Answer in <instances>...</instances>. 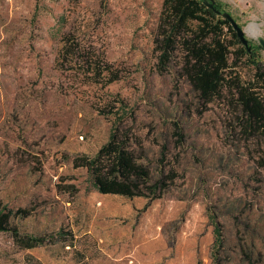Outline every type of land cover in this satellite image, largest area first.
Here are the masks:
<instances>
[{
	"label": "rangeland",
	"instance_id": "rangeland-1",
	"mask_svg": "<svg viewBox=\"0 0 264 264\" xmlns=\"http://www.w3.org/2000/svg\"><path fill=\"white\" fill-rule=\"evenodd\" d=\"M163 3L0 0V205L26 209L13 224L46 241L28 250L0 232V264H215L210 212L224 223L222 264H249L245 253L264 264V138L244 131L241 110L225 100L205 107L178 60L158 69ZM217 3L260 45L264 0ZM71 31L96 40L122 80L83 86L59 70L60 40ZM255 52L264 67V49ZM238 65L243 81L256 78L255 65ZM121 99L136 121L126 128L137 135L139 163L158 179L168 144L166 161L180 174L149 206L145 197L100 193L75 164L110 139Z\"/></svg>",
	"mask_w": 264,
	"mask_h": 264
},
{
	"label": "trees",
	"instance_id": "trees-1",
	"mask_svg": "<svg viewBox=\"0 0 264 264\" xmlns=\"http://www.w3.org/2000/svg\"><path fill=\"white\" fill-rule=\"evenodd\" d=\"M217 8L222 9L220 5ZM95 41L76 31L64 33L56 67L67 72L75 84L108 88L122 80L123 73L107 60L106 52ZM154 42L160 71L166 72L178 60L182 78L198 92L205 107L215 100H225L241 110L244 131L251 137L260 134L264 138V67L255 52L263 49L262 45L245 46L232 23L205 6L203 0H164ZM243 59L257 68L256 78L251 82L243 81L238 71V63ZM120 103L118 112L112 111L116 122L112 125L110 139L96 155L78 157L75 164L88 170L90 181L100 193L129 199L145 197L149 206L164 197L180 174L175 164L167 163L169 149L168 144H164L158 160L162 173L156 180L151 178L150 171L139 163L132 149L133 144H137V135L131 127L126 128L129 121L135 124L136 121L129 118L125 100L121 99ZM175 128L177 146L182 148L185 135L179 124ZM28 215L26 209L15 211L0 205V232H10L19 247L31 250L44 245L45 239L23 235L12 222ZM209 217L215 234L213 261L222 264L227 243L224 223L215 212H210ZM245 255L248 263H252L253 257Z\"/></svg>",
	"mask_w": 264,
	"mask_h": 264
},
{
	"label": "water",
	"instance_id": "water-1",
	"mask_svg": "<svg viewBox=\"0 0 264 264\" xmlns=\"http://www.w3.org/2000/svg\"><path fill=\"white\" fill-rule=\"evenodd\" d=\"M204 4L208 8L213 9L217 13V15H221L224 18H226L227 20H229L232 23V25L234 27V31L237 33V36L239 37V39L245 44V46H250L251 39H250V36H249L248 32L233 17V15L231 14V12H229V11L223 12V11L219 10L217 8L216 1L215 0H204ZM260 44L264 48V38H261L260 39Z\"/></svg>",
	"mask_w": 264,
	"mask_h": 264
},
{
	"label": "bare ground",
	"instance_id": "bare-ground-1",
	"mask_svg": "<svg viewBox=\"0 0 264 264\" xmlns=\"http://www.w3.org/2000/svg\"><path fill=\"white\" fill-rule=\"evenodd\" d=\"M253 26L251 27V29L249 30L251 33L257 35L258 31H256L255 29H259V26L255 23L252 24Z\"/></svg>",
	"mask_w": 264,
	"mask_h": 264
},
{
	"label": "flooded vegetation",
	"instance_id": "flooded-vegetation-1",
	"mask_svg": "<svg viewBox=\"0 0 264 264\" xmlns=\"http://www.w3.org/2000/svg\"><path fill=\"white\" fill-rule=\"evenodd\" d=\"M216 1V5L218 6L219 4L217 3V0H215ZM203 2H204V0H203ZM221 11H225V10H223V8L221 9ZM227 12V11H226ZM232 14V13H231ZM250 45H253V43H252V40H251V43H250ZM261 45V44H260ZM254 46V45H253ZM264 49V48H263Z\"/></svg>",
	"mask_w": 264,
	"mask_h": 264
}]
</instances>
